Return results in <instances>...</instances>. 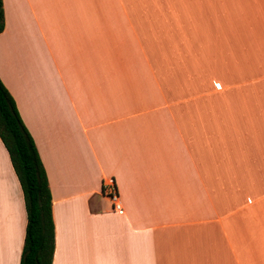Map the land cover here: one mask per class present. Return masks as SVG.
Wrapping results in <instances>:
<instances>
[{"label":"crops","instance_id":"crops-1","mask_svg":"<svg viewBox=\"0 0 264 264\" xmlns=\"http://www.w3.org/2000/svg\"><path fill=\"white\" fill-rule=\"evenodd\" d=\"M1 3L51 264H264V0ZM25 223L0 140V264H19Z\"/></svg>","mask_w":264,"mask_h":264},{"label":"trees","instance_id":"trees-1","mask_svg":"<svg viewBox=\"0 0 264 264\" xmlns=\"http://www.w3.org/2000/svg\"><path fill=\"white\" fill-rule=\"evenodd\" d=\"M3 10L0 0V31ZM0 140L19 182L26 223L19 264H51L54 247L50 193L34 142L0 81Z\"/></svg>","mask_w":264,"mask_h":264},{"label":"built area","instance_id":"built-area-1","mask_svg":"<svg viewBox=\"0 0 264 264\" xmlns=\"http://www.w3.org/2000/svg\"><path fill=\"white\" fill-rule=\"evenodd\" d=\"M103 190L104 194L108 198L112 210L118 213L121 212L122 206L113 182L108 181L104 183Z\"/></svg>","mask_w":264,"mask_h":264}]
</instances>
